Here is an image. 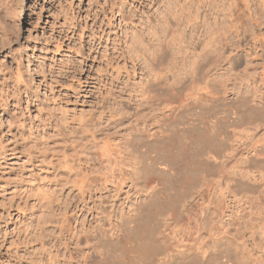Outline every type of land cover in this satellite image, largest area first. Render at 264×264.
I'll use <instances>...</instances> for the list:
<instances>
[{"label":"rangeland","instance_id":"1","mask_svg":"<svg viewBox=\"0 0 264 264\" xmlns=\"http://www.w3.org/2000/svg\"><path fill=\"white\" fill-rule=\"evenodd\" d=\"M196 262L264 264V0H0V264Z\"/></svg>","mask_w":264,"mask_h":264},{"label":"bare ground","instance_id":"2","mask_svg":"<svg viewBox=\"0 0 264 264\" xmlns=\"http://www.w3.org/2000/svg\"><path fill=\"white\" fill-rule=\"evenodd\" d=\"M236 0H228V4L229 6L233 5L234 2ZM210 87V82H206L204 85L200 86V87H197L193 92L189 93L187 96H186V99L185 100H181L180 103H181V106L184 105L185 102H187V105H189L191 102H194L195 104L196 103H199L201 101H203V95L206 94V93H210V92H213L212 89H209ZM177 106L173 107V106H167V111H169V113L171 112H174V109H176ZM168 113V114H169ZM212 143V138L204 133V132H197V134H194L190 143H183L182 144V152H180V155L181 154H184L185 157L187 154H190L191 153H197L198 151H201L203 148H205L206 146L210 145ZM193 144H197V149L195 150L194 149V145ZM193 150V152H191V150ZM195 150V151H194ZM195 153V154H196ZM173 155V154H170V156ZM182 156V155H181ZM101 157L104 159L105 161V165L106 166H113L114 165V161L117 160V150L112 148L111 150H106V151H102L101 152ZM183 157V156H182ZM184 157V158H185ZM190 157V156H189ZM111 175L113 176V169L110 170ZM150 211V210H149ZM148 222V221H147ZM151 224V223H150ZM149 224V225H150ZM146 221H140L138 222L137 226L135 227V230L133 232L134 234V237L137 239V242L136 240L134 239L135 241V245L134 248L138 250V252H140L141 254H145V255H151L153 251V244L154 243H151L152 239L149 240L150 236H151V225L149 226ZM150 229H149V227ZM134 229V227H133ZM132 230H130V232L127 231L128 235L131 232ZM149 257V256H148ZM151 258V257H150ZM194 264H203V263H194Z\"/></svg>","mask_w":264,"mask_h":264}]
</instances>
